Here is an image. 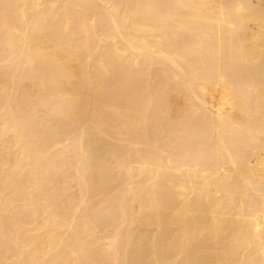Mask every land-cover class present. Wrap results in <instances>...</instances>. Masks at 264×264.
Wrapping results in <instances>:
<instances>
[{
    "label": "bare ground",
    "instance_id": "obj_1",
    "mask_svg": "<svg viewBox=\"0 0 264 264\" xmlns=\"http://www.w3.org/2000/svg\"><path fill=\"white\" fill-rule=\"evenodd\" d=\"M0 264H264V0H0Z\"/></svg>",
    "mask_w": 264,
    "mask_h": 264
}]
</instances>
